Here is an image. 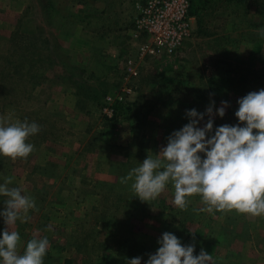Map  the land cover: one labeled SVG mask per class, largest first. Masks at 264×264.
I'll return each mask as SVG.
<instances>
[{
  "label": "rangeland",
  "instance_id": "1",
  "mask_svg": "<svg viewBox=\"0 0 264 264\" xmlns=\"http://www.w3.org/2000/svg\"><path fill=\"white\" fill-rule=\"evenodd\" d=\"M135 1H129L131 29ZM207 1L201 32H197L194 18L192 36L176 56L142 61L137 65L138 75L130 78L124 63L128 57H136L133 51L125 55L123 52L121 57L115 55L117 64L114 65L104 66L99 62L103 43L96 35L94 20H89L83 28L82 35L86 40L83 39L84 47L81 46L83 51L78 52L79 25L77 21L68 24L60 18V12L64 10L62 0L0 1L6 6V9L0 8V117L10 118L12 122L27 120L40 127V131L27 141L34 145V151L27 159L13 161L0 156V184L7 177H12L13 183L9 187L21 188L22 194L32 197L38 208V211H29L26 222L17 221L14 226L13 230L18 231L21 237L18 246L21 254L33 236L49 240L44 264H65L63 257L68 254L64 251H76L78 245L80 249L77 252L81 254L107 252L112 247V234L107 232L112 228L108 224L115 218L124 221V232L129 230L131 233L132 230H143V222L158 230L160 235L169 233V225H176L180 215L172 203L174 189L171 184L157 199L143 202L131 190L132 182L121 184V178L116 174L109 172V179L103 181L81 179L89 178L98 170L106 171L109 149L105 146L100 149L98 141L126 142L129 134L131 139L132 136L128 122L119 125L118 128L125 127L120 131L121 136L113 134L110 138V135H102L104 99L96 106L84 100L82 93L77 96L81 88L75 82L94 72L106 79L108 93L118 92L124 85L132 88L127 101L135 103L134 112L142 121L138 138L130 147L127 144L116 145L118 153L113 158L120 160L124 157L123 162H132L129 171L143 163L149 154L158 155L167 146L168 138L190 122L187 111L195 109L198 113H206L214 101L215 112L221 107V102L226 101L229 106L225 109V116H214V130L225 124L239 125L235 115L239 109L238 100L264 89V36L258 31L264 28V0ZM93 5L94 2L86 10L93 11ZM52 7L59 13L54 17ZM17 11L22 12L19 15ZM72 11L74 14L79 12L78 8ZM49 17L55 19L49 21ZM66 28L68 32L64 34ZM102 28L107 29L106 24ZM85 51L87 57L83 58ZM250 54H253L251 59ZM80 56L83 58L81 61ZM208 80H213L212 86ZM84 85L94 83L87 80ZM217 85L225 89L217 90ZM207 120L205 115L199 126L203 127ZM213 134L214 131L209 138ZM86 142L84 149L79 146L81 152L71 150V147L77 148L74 144ZM98 153L102 157L97 156ZM135 153L140 155L129 157ZM74 156L75 163L71 160ZM201 156L205 158L203 154ZM98 182L106 185L104 189L91 188ZM196 198L199 197L190 198L187 211H182L183 216L192 219V223L189 221L186 225L189 231H193L198 223L211 226L207 212L195 213L193 205L198 209L205 207ZM5 199L0 196V212L4 210ZM192 199L197 204L192 205ZM114 207L118 212L104 211H112ZM131 211L136 216L126 219ZM221 213L215 212L214 217L219 223L225 218L232 230H236L233 221L246 217L235 211L224 212L222 216ZM103 218L108 224H101ZM247 219L255 220L249 216ZM103 225L109 227L104 228ZM250 225L245 228L250 238L253 237V241L261 239L257 236V225L251 228ZM5 227L0 216V239ZM205 227L203 229L208 235ZM141 240L144 244H154L153 238L142 237ZM256 244V241L253 244L248 241L246 249L249 246L250 256L258 254L264 259V245ZM207 246L204 244L202 249H207ZM214 246L211 247L213 252L216 250ZM237 249L238 245H232L229 252Z\"/></svg>",
  "mask_w": 264,
  "mask_h": 264
},
{
  "label": "clouds",
  "instance_id": "2",
  "mask_svg": "<svg viewBox=\"0 0 264 264\" xmlns=\"http://www.w3.org/2000/svg\"><path fill=\"white\" fill-rule=\"evenodd\" d=\"M258 31L264 36V28ZM238 104L235 115L240 124H225L215 130L214 116L223 118L228 102L222 101L215 112L214 101L206 113L187 111L190 122L168 138L158 155L149 154L120 183L131 181V190L143 202L157 199L171 184L172 203L182 211H187L190 198L199 196L205 207L194 211L264 216V89L247 94ZM205 115L208 120L200 127ZM39 131L35 122L0 117V156L13 161L27 159L34 151L27 141ZM12 183L13 178L7 177L0 184V196L6 197L0 212L6 225L0 239V264H44L50 246L47 237L33 236L23 253L18 251L21 237L14 226L17 221L26 222L29 211L38 208L21 188L9 187ZM158 243L160 247L146 264H214L213 255L203 249L194 255L195 246H182L172 233H164ZM127 264H142V258L127 260Z\"/></svg>",
  "mask_w": 264,
  "mask_h": 264
},
{
  "label": "crops",
  "instance_id": "3",
  "mask_svg": "<svg viewBox=\"0 0 264 264\" xmlns=\"http://www.w3.org/2000/svg\"><path fill=\"white\" fill-rule=\"evenodd\" d=\"M1 2H7V0H0ZM130 0H62L64 10L60 12V17L62 20H65L68 24H71V22L77 21L79 27V35H78V45L79 51H83L81 48L84 47V38L82 35V30L86 25L89 23V20H94L95 22V31L98 39L102 41L103 43V49L100 50V56H99V62L103 63L104 66H108L109 64H117L115 55L120 56L123 52L124 55L126 53H134V56H137V48L138 45L141 42V39H137L134 37L133 34V28L131 29V18H130ZM0 2V8L6 9V6H4V3ZM94 2L93 11L86 10L87 6ZM8 3V2H7ZM79 10L78 13L74 14V11L71 12V9H77ZM68 9L69 11H66ZM20 15L22 11H17ZM76 16V17H75ZM107 26V29L102 28L103 25ZM67 28L63 31L64 34H66ZM84 33L86 31H83ZM99 32V33H98ZM86 40V38H85ZM104 41V42H103ZM133 48L131 50L130 48ZM88 46V44H87ZM87 51L83 52V58H86L85 56ZM114 52H118L117 54ZM109 53L111 55H109ZM85 56V57H84ZM121 57V56H120ZM82 56H80V61L83 59ZM155 58L147 57L143 60H139L138 64H140L142 61H153ZM115 61V62H114ZM144 63V62H143ZM133 95V94H132ZM123 125V124H122ZM125 125V124H124ZM128 128H130V125L127 124ZM128 128L126 129V133H128ZM121 129H125V127H121L116 129L114 131L115 137L121 136L120 131ZM126 142L123 141H111V140H101L97 142V146L100 145V149H103V146L105 148L109 149L108 153V166L106 168V171H96L95 173L91 174L89 178L81 177L83 180H92L95 179L96 181L100 180H108L110 176V165L118 162H122L124 157H121L119 159H113L114 156L117 157V146H124L129 145L131 141V137L129 134V137H127ZM120 141V142H119ZM88 143L84 144H74L77 148L71 147V150L74 149L75 152H81L82 150H79V146L81 149H84L85 146ZM117 152V153H116ZM103 154V152L101 153ZM100 153L97 154V156H101ZM102 157V156H101ZM120 157V156H118ZM71 159L73 163H75L76 156L72 157ZM143 159V158H140ZM112 176V175H111ZM199 197V196H198ZM199 201H201V198H196ZM191 204H197L196 201L192 199ZM193 208L195 210H198V208L193 205ZM197 208V209H196ZM179 208L176 209V211ZM199 212V211H197ZM196 213V211H195ZM224 214V213H223ZM209 216V222L211 223V226H203L202 224L198 223L196 225V228L191 231V233H198L201 232L203 235L202 239L204 240V244L207 243V249L203 248L205 252L209 255H213L214 264H264V259L261 257V255H254L250 256V253L248 251L249 246L246 249L247 243L253 244L254 241H256V245H264V216L256 217L253 222L250 221V219H247L248 216L246 215L243 217H239L236 221H233L234 225L233 227L236 228V230L230 229V223L229 221L222 220L221 223H219L218 218L214 217V213H208ZM222 216V213H221ZM245 217V218H244ZM216 219V220H212ZM259 218V219H258ZM192 223V222H191ZM251 226L254 224L257 225L259 229H257V236L261 239L254 240L253 237L250 238L249 234H247V231H245L247 226ZM261 224V226H259ZM101 225V224H100ZM106 226V227H105ZM102 227L108 228L109 226L103 225ZM205 227L207 231H209V234H205V230L203 229ZM216 227V228H215ZM249 228V227H248ZM249 228V229H250ZM143 230L141 231H134L132 230V233L126 232V235L123 234L122 231H118L116 229H112L111 231H107L108 234H112L111 238V248L109 251H105L104 253L99 254H92V253H86L85 255L78 253L77 251H74L75 249H67L64 251L68 254L66 255L63 260L65 264H85L84 260H92V264H110L111 261H117L118 264H127V260L140 257L142 258V264H146L149 255L155 254L157 252L158 247L160 244L158 241L162 239L163 234H159L155 229L149 228L145 222H143ZM120 230V229H119ZM151 230H154L151 231ZM216 230V232H215ZM157 233H156V232ZM130 236V237H128ZM142 237H147L149 239L153 238V245H150V243H143ZM126 239V241L129 242L130 245L126 246V248H122L120 245L122 242ZM249 239V240H248ZM248 240V241H247ZM142 242V243H141ZM108 243V241H107ZM109 244V243H108ZM128 244V243H127ZM212 245L216 248V250L213 252L211 251ZM232 245H238L237 251L231 253L229 252V249ZM135 246L137 249H135ZM142 247L143 251L138 250V247ZM110 247V246H109ZM108 247V248H109ZM252 247L255 249L256 247L252 245ZM263 250V248H262ZM250 251L253 253V249H250ZM255 251V250H254ZM200 252H194V255L198 256ZM84 259V260H83ZM112 263V264H116Z\"/></svg>",
  "mask_w": 264,
  "mask_h": 264
},
{
  "label": "built area",
  "instance_id": "4",
  "mask_svg": "<svg viewBox=\"0 0 264 264\" xmlns=\"http://www.w3.org/2000/svg\"><path fill=\"white\" fill-rule=\"evenodd\" d=\"M133 6V34L141 42L137 56L128 57L124 63L129 78L138 75L139 60L176 56L184 42L192 36L194 19L189 15V0H136ZM131 93L132 88L127 85L118 92L107 93L102 114L111 118L115 113V104L126 101Z\"/></svg>",
  "mask_w": 264,
  "mask_h": 264
},
{
  "label": "trees",
  "instance_id": "5",
  "mask_svg": "<svg viewBox=\"0 0 264 264\" xmlns=\"http://www.w3.org/2000/svg\"><path fill=\"white\" fill-rule=\"evenodd\" d=\"M190 1V8H189V15L191 17L196 18V24H197V32H201V29L203 28V12L204 10L207 8V4L208 1L207 0H189ZM53 13H52V17H54V15H56L58 12L56 10L55 7H52ZM90 11V10H88ZM59 14V13H58ZM49 17V21H51L52 18ZM253 58V54L249 55V59ZM82 64V63H81ZM80 64V65H81ZM80 68H82L84 70V67L79 66ZM73 80V77H72ZM87 80H92V82L94 83V85H84L85 82H87ZM75 82V81H73ZM78 82V83H77ZM81 89L78 90L77 92V96H79V94L81 95V93L83 94L84 100L94 103L96 106H99L101 104L100 101H102L104 99V97L106 96V94L108 93V82L106 81V79L104 77H102V74H98V73H89L87 74L86 78L82 79L79 81L77 80L75 82ZM260 83V82H258ZM208 84L212 86L213 84V80H208ZM208 85V86H209ZM213 88V87H212ZM215 88V87H214ZM217 90H224L222 87L220 86H216ZM109 91V90H108ZM214 91V90H213ZM215 92V91H214ZM135 103H130L129 101H124L123 103H116L115 104V113L113 114V116L111 118H104V124L103 127L100 131V133L106 134V135H113L114 131L119 127V125L122 122H128V124L130 125V131H131V136L132 139L130 141V144L128 145V147H130L131 145L135 144L137 138H138V134H139V129H140V124L142 123V121L138 118L137 114L134 112L135 110ZM133 154V153H132ZM140 154L135 153L132 156L129 157H138ZM126 157H128V154L126 155ZM132 162H118V163H114L110 165V173L116 174L118 176V178H122L125 177L130 171L131 168V164ZM124 174H126L125 176H123ZM102 185V186H100ZM105 184H102L101 182L98 183H93V187H91L94 190L101 189L106 186H104ZM118 208L114 207L112 209V211H110L109 209H106L104 211L111 213V212H118L117 211ZM178 215H180L177 223H175L176 225H169L170 227L169 229V233L174 234L180 241L182 246H189V245H194L195 246V252H201L202 247L204 245V240L202 239L203 237V233L200 235L199 233H191V231L188 230L187 228V223L190 221H192V219L190 217H185L183 216V212L182 210L178 209L176 212ZM136 216L134 212L131 211L130 214L126 215V219H131L132 217ZM101 222V221H100ZM102 223H106L107 222L104 221V218L102 219ZM124 224V221H121V219H117L116 218L114 220H111L110 223L108 225H110L112 229H116L118 231H122L124 235H126V232H129V230L126 232H124V228H122ZM174 224V223H173ZM120 229V230H119ZM123 229V230H122ZM131 233V232H130ZM128 243V244H127ZM130 245V240L129 242L126 241V239L122 242V244L120 245L122 248H126V246ZM80 247L79 245L77 246L76 251H79ZM135 249H137V247L135 246ZM138 250L143 251L142 247H138ZM80 253V252H78ZM81 254V253H80ZM86 254V253H85ZM83 253V255H85ZM85 264H92V260H85L84 261ZM112 263H116L114 261H111L110 264ZM118 264V263H116Z\"/></svg>",
  "mask_w": 264,
  "mask_h": 264
}]
</instances>
